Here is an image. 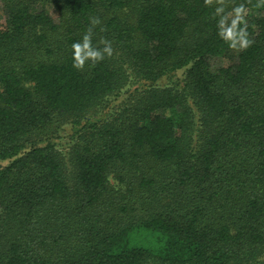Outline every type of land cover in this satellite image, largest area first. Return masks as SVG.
Masks as SVG:
<instances>
[{"label": "trees", "instance_id": "1", "mask_svg": "<svg viewBox=\"0 0 264 264\" xmlns=\"http://www.w3.org/2000/svg\"><path fill=\"white\" fill-rule=\"evenodd\" d=\"M248 7L237 53L203 0H0V264H264V8ZM95 17L114 54L77 71Z\"/></svg>", "mask_w": 264, "mask_h": 264}, {"label": "clouds", "instance_id": "2", "mask_svg": "<svg viewBox=\"0 0 264 264\" xmlns=\"http://www.w3.org/2000/svg\"><path fill=\"white\" fill-rule=\"evenodd\" d=\"M205 7L213 8L212 18L216 20L218 37L227 44L228 48L234 52H243L250 48L255 40L249 33L248 16L250 10L248 5L253 8H264V0H245V2L235 4L229 10L228 0H203ZM102 21L99 17L90 18V23L81 40L71 44L73 68L83 71L87 65L89 68L95 67L106 58H112L114 49L112 42L106 37H101L98 44H93V36L97 26ZM102 32L105 29H100Z\"/></svg>", "mask_w": 264, "mask_h": 264}, {"label": "rangeland", "instance_id": "3", "mask_svg": "<svg viewBox=\"0 0 264 264\" xmlns=\"http://www.w3.org/2000/svg\"><path fill=\"white\" fill-rule=\"evenodd\" d=\"M53 12H51L52 14ZM214 64L216 66H220V65H226V60L223 59L222 57H217L216 60L214 61ZM184 77V70H179L175 73H172L168 76H166L165 78L161 79L159 84L160 86L163 85H168V86H180L181 85V81ZM136 86H133L132 88H135ZM125 98V96H124ZM120 102L119 100L114 101V104H117ZM72 134V129L71 126L69 125H64L59 129V132L57 133V137H55L52 141L55 143V145L57 146V148L59 149H63L69 141V136ZM6 165V162H0V166H4Z\"/></svg>", "mask_w": 264, "mask_h": 264}]
</instances>
